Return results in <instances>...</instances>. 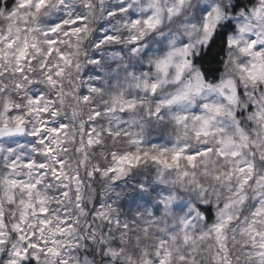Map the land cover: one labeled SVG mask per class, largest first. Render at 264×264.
Segmentation results:
<instances>
[{
  "label": "clouds",
  "instance_id": "clouds-1",
  "mask_svg": "<svg viewBox=\"0 0 264 264\" xmlns=\"http://www.w3.org/2000/svg\"><path fill=\"white\" fill-rule=\"evenodd\" d=\"M0 264H264V0H0Z\"/></svg>",
  "mask_w": 264,
  "mask_h": 264
}]
</instances>
